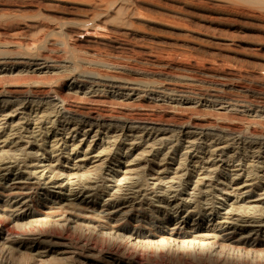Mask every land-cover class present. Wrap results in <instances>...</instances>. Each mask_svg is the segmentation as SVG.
<instances>
[{"label":"rangeland","instance_id":"rangeland-1","mask_svg":"<svg viewBox=\"0 0 264 264\" xmlns=\"http://www.w3.org/2000/svg\"><path fill=\"white\" fill-rule=\"evenodd\" d=\"M0 264H264V0H0Z\"/></svg>","mask_w":264,"mask_h":264},{"label":"bare ground","instance_id":"bare-ground-1","mask_svg":"<svg viewBox=\"0 0 264 264\" xmlns=\"http://www.w3.org/2000/svg\"><path fill=\"white\" fill-rule=\"evenodd\" d=\"M159 121H160V120H159ZM138 122H139V121H138ZM142 123H143V122H142ZM148 129H149V128H148ZM148 129H146V130H148ZM158 131H159V130H158ZM148 132H149V131H148ZM163 132H164V131H163ZM155 133H156V132H155ZM207 179H208V178H207ZM259 221H260V220H259ZM227 224H232V223H229V222H228Z\"/></svg>","mask_w":264,"mask_h":264}]
</instances>
